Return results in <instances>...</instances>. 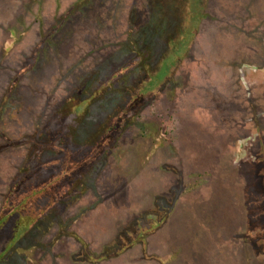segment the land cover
<instances>
[{
	"label": "rangeland",
	"instance_id": "obj_1",
	"mask_svg": "<svg viewBox=\"0 0 264 264\" xmlns=\"http://www.w3.org/2000/svg\"><path fill=\"white\" fill-rule=\"evenodd\" d=\"M79 1L0 0V102L39 41ZM152 3L78 4L86 8L68 16L61 42L50 47L46 40L47 51L20 76L17 109L0 114V146L37 133L60 113L125 41L128 15L143 23L160 18ZM204 12L174 75L98 160L92 187L12 251L20 264H264L258 240L245 237L264 228V211L253 218L264 209L256 203L264 195V0H206ZM27 150H0V201ZM156 210L164 219L137 240L134 224L149 227L143 220ZM119 237L130 244L117 257L88 260V253L98 259L119 249Z\"/></svg>",
	"mask_w": 264,
	"mask_h": 264
},
{
	"label": "trees",
	"instance_id": "obj_2",
	"mask_svg": "<svg viewBox=\"0 0 264 264\" xmlns=\"http://www.w3.org/2000/svg\"><path fill=\"white\" fill-rule=\"evenodd\" d=\"M83 1L73 4L75 7L70 13L60 16L56 28L50 29L36 45L30 63L9 81L0 102V114L11 107L17 109L20 76L32 70L36 54L47 51L46 44H43L46 40H49L50 47H54L53 43L65 37L63 26L69 15L71 18L78 15L76 8ZM153 1L151 9L155 10L159 19L150 16L143 23L134 11L128 15L131 29L125 34V41L119 42V49L110 59L98 65L91 77L69 95L62 111L54 114L37 133L7 141L6 147L23 146L28 150L0 201V264H11L13 259L14 264H20L22 258L12 255L20 241L30 237L31 232L49 215H55L69 200L92 187L98 160L110 151L123 129L156 97L167 78L171 79L182 57L191 48L199 24L206 16V0ZM80 8L84 11L86 6L77 10ZM111 68L115 70L94 85L95 79L98 80L99 75ZM6 147L0 146V150ZM263 196L258 197L257 204L264 203ZM156 211L150 214L155 219L147 220L149 215L146 214L143 220L149 227H144L139 220L134 224L135 232H138L137 240L142 239L143 242L141 237L153 233L159 226L157 217L160 218V215ZM262 211L264 209H259L258 214L252 217H260ZM163 219L164 216L159 220ZM254 228L247 231L245 237L258 240L264 249L263 239L260 238L264 236V228ZM76 238L85 248V243ZM119 244V249L100 255L98 259L87 249L85 252L88 253V260L96 262L111 255L117 257L130 242L119 237Z\"/></svg>",
	"mask_w": 264,
	"mask_h": 264
},
{
	"label": "water",
	"instance_id": "obj_3",
	"mask_svg": "<svg viewBox=\"0 0 264 264\" xmlns=\"http://www.w3.org/2000/svg\"><path fill=\"white\" fill-rule=\"evenodd\" d=\"M147 218H151V219H155V217L154 216H152V215H149V216H147Z\"/></svg>",
	"mask_w": 264,
	"mask_h": 264
},
{
	"label": "flooded vegetation",
	"instance_id": "obj_4",
	"mask_svg": "<svg viewBox=\"0 0 264 264\" xmlns=\"http://www.w3.org/2000/svg\"><path fill=\"white\" fill-rule=\"evenodd\" d=\"M157 220H158V218H157Z\"/></svg>",
	"mask_w": 264,
	"mask_h": 264
}]
</instances>
